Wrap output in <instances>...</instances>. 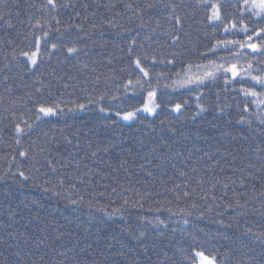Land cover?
<instances>
[{
	"label": "trees",
	"instance_id": "obj_1",
	"mask_svg": "<svg viewBox=\"0 0 264 264\" xmlns=\"http://www.w3.org/2000/svg\"><path fill=\"white\" fill-rule=\"evenodd\" d=\"M219 2L223 24L216 26L198 0H55V10L47 0L0 4V264H182L192 244L219 264H264V104L239 91L264 89L247 77L226 84L223 73L199 87L172 85L176 72L182 80L212 71L198 67L210 60L251 64L252 75L264 76L261 53L208 51L218 40L245 39L225 24L264 27L240 11L243 0ZM37 36L38 66L29 71L20 53L35 50ZM68 46L79 52L69 55ZM137 56L148 57L145 66L153 57L175 59L154 67L160 107L111 125L89 101L104 96L99 105L115 108L108 97L135 78ZM155 72L164 73L159 85ZM145 96L124 106L139 107ZM36 101L58 104L63 114L36 121ZM81 103L84 110L68 111ZM176 103L179 113L171 111ZM21 118L35 123L17 144ZM114 208L123 210L108 215Z\"/></svg>",
	"mask_w": 264,
	"mask_h": 264
},
{
	"label": "snow or ice",
	"instance_id": "obj_2",
	"mask_svg": "<svg viewBox=\"0 0 264 264\" xmlns=\"http://www.w3.org/2000/svg\"><path fill=\"white\" fill-rule=\"evenodd\" d=\"M4 3V0H0V4ZM198 4L201 7H204L206 10L210 9V14L207 15V20L210 24H213L216 26V23L219 22L220 24H223V18H222V9L223 4L219 2L212 3L211 0H198ZM50 6L52 10H55L57 5L55 3V0H47V4L45 7ZM155 4H148V8H155ZM126 7L131 8V5H126ZM240 11L242 13H246L249 18H255V23L257 25L264 23V0H243V5L240 7ZM139 15V13H136ZM2 19V17H0ZM167 19L169 21L175 20V24L177 27L181 25V18L179 16H174L172 12L169 13ZM7 26L11 28L13 25L7 21H5ZM59 23V22H58ZM159 24V22H158ZM40 21L36 22L35 26H39ZM71 27V26H69ZM155 31V29H153ZM224 31L228 33H232L233 31H239L245 34V39L243 41L240 40H218L215 45H213L212 48H210L208 51L215 53L218 48H224L225 50H228L231 52V54L234 57H239L244 55L243 49L247 48L252 53H261L264 55V27H256L253 29H250L249 26L245 23H243V20H241V26L237 29L236 23H233L231 28L228 27L227 24L224 25ZM48 33H44V37H47ZM171 40L173 43H179L180 36L179 35H171ZM255 40H259L260 42H254ZM41 41L42 38L37 36L35 37V50L33 51H22L20 55L25 58L26 65L28 67L29 71H34L35 68L38 66V59L40 56V50H41ZM136 44L135 39L131 41V45L129 47V52L132 51V46ZM239 47L241 51H232V49H235L236 47ZM58 47L57 43L51 44V49L56 50ZM143 47V45H141ZM79 52V49H77L75 46H68L67 47V53L69 55L77 54ZM202 55H207V53H202ZM173 57H175V53L173 54ZM15 59V56L13 57ZM148 57L145 56L143 59L139 56H137L135 59L131 60L130 69L134 70L136 72L135 78L128 79L123 85L122 89L123 91L119 96L112 95L108 97L109 104L115 103L117 106L115 108L113 107H105L102 105H99V101H103L105 99L104 96H100L97 101H89V104L97 103L98 104V111L103 114L104 117H106L109 121V124L115 125L118 121L122 122H131L139 119L141 113H145L148 116H154L157 112V109L160 107V104L157 103L158 100V91L159 88L157 86H154L152 83L153 80V73H154V67L158 63H167L169 65H174L175 59H169V60H157L155 57L152 58L151 64L148 66H145L144 61L147 60ZM198 67H204L208 68L211 67L212 71H205L202 76H196L192 77L185 73L184 78L181 80L179 77L181 76L180 72H176L175 75L178 79L173 80L172 85L179 88H187L189 86H196L199 87L205 83L208 79H216L218 73H223L224 75V81L226 84H231L233 81H244L245 78H249L251 81L254 82L255 85L259 86L261 89H264V76L261 75H252L251 73V64H249L248 69H244L242 66L238 65L237 63H216L215 60H210L208 65H202ZM228 74L231 76V80L228 78ZM164 76L163 72H155L156 77V85H159L160 79ZM67 87V85H65ZM164 88H168V84L163 85ZM37 92L40 91V89L36 90ZM119 91V89H118ZM146 91V96L143 98L142 103L139 107L132 105L130 107H125L124 105L127 103V99L134 98L137 96L138 92H144ZM244 97H252L251 104L253 105H262L264 104V90L257 91L255 86L251 87H244L241 86L239 90ZM35 107V120L41 121L43 117H53L60 114H63V109L59 108V105H53V104H46L43 101H36L34 102ZM87 107V105L81 103L77 105V108H70L68 109L69 112L75 111V110H84ZM183 108V105L180 103H176L172 108V112L179 113L181 112ZM200 111H204V109L201 107ZM244 111H248V106L246 105L244 108ZM242 122V121H241ZM21 123H25V127H21ZM21 123H17L15 125V135L17 137L16 143H20V137L24 134H26L28 131H30L33 128V124H27L23 119L21 118ZM261 123L264 124V119H261ZM35 144V141H33ZM45 149L43 147L39 148V152L43 153ZM19 155L21 157H26L28 153L26 151H20ZM95 155V154H93ZM49 165L51 166V161H49ZM55 171V169H52ZM19 176L23 179H27L28 177L25 176L23 171H20ZM151 175V173H149ZM83 182V181H81ZM73 187H75L73 185ZM45 191H48V189H45ZM115 191V189H113ZM185 195H188V193H185ZM82 199V198H81ZM70 203L73 205H76L78 201L76 200H70ZM125 204H127V200L125 201ZM135 207V205H133ZM122 208H114L111 213H108V215H116L122 212ZM99 211H104L103 208L99 209ZM188 221L185 220L184 223H187ZM162 223V222H161ZM141 236H143V233H140ZM17 256H19V253H16ZM182 264H219V259L217 255L211 254L206 252L202 247H198L196 244H192L189 246V248L185 251V253L182 256Z\"/></svg>",
	"mask_w": 264,
	"mask_h": 264
},
{
	"label": "rangeland",
	"instance_id": "obj_3",
	"mask_svg": "<svg viewBox=\"0 0 264 264\" xmlns=\"http://www.w3.org/2000/svg\"><path fill=\"white\" fill-rule=\"evenodd\" d=\"M142 114H145V113H142ZM145 115H147V114H145Z\"/></svg>",
	"mask_w": 264,
	"mask_h": 264
}]
</instances>
